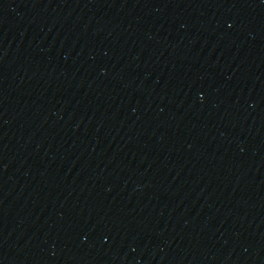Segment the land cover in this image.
I'll list each match as a JSON object with an SVG mask.
<instances>
[{
	"label": "water",
	"instance_id": "95a60500",
	"mask_svg": "<svg viewBox=\"0 0 264 264\" xmlns=\"http://www.w3.org/2000/svg\"><path fill=\"white\" fill-rule=\"evenodd\" d=\"M0 264H264V0H0Z\"/></svg>",
	"mask_w": 264,
	"mask_h": 264
}]
</instances>
